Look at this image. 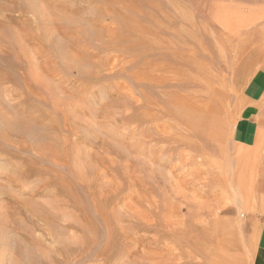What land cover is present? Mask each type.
Segmentation results:
<instances>
[{
  "label": "rangeland",
  "instance_id": "374dc122",
  "mask_svg": "<svg viewBox=\"0 0 264 264\" xmlns=\"http://www.w3.org/2000/svg\"><path fill=\"white\" fill-rule=\"evenodd\" d=\"M263 12L0 0V264H264Z\"/></svg>",
  "mask_w": 264,
  "mask_h": 264
},
{
  "label": "bare ground",
  "instance_id": "6f19581e",
  "mask_svg": "<svg viewBox=\"0 0 264 264\" xmlns=\"http://www.w3.org/2000/svg\"><path fill=\"white\" fill-rule=\"evenodd\" d=\"M264 13V12H263ZM258 19H260V18H254L253 16L252 17H246V22H248L247 24H244V26H246V28H249V27H252V26H255V24L257 25V23L259 22L258 21ZM264 20V18L261 20V21H263ZM235 25V24H234ZM233 24L231 25V24H229V22L228 23H225L224 24V28L226 27V29H228V31L230 32V31H232L233 29H231L230 30V27H232V28H234V27H236V26H234ZM239 25H241L242 27H243V23H241V24H239ZM257 28V27H256ZM262 29H256L255 31H254V33L255 34H258L260 31H262L263 29H264V26L263 27H261ZM236 29H237V27H236ZM237 30H239V29H237ZM250 31V30H249ZM252 31V30H251ZM262 32H264V31H262ZM260 34V33H259ZM249 36H251V35H248L247 37H249ZM260 38V37H259ZM259 40V39H258ZM256 41V40H255ZM261 41V40H260ZM261 44H263V43H260L259 45H261ZM152 73V72H151ZM5 114H6V112H5ZM8 114V113H7ZM1 116V115H0ZM229 116V115H228ZM2 118H4L3 117V115L1 116ZM232 117V116H231ZM7 118V117H6ZM14 118V117H13ZM11 119V118H10ZM227 119V118H226ZM241 119V118H240ZM7 120H8V118H7ZM6 120V121H7ZM11 120H13V119H11ZM18 121V120H17ZM11 122H13V121H11ZM14 123H16V121L14 120ZM2 124V123H1ZM19 123L17 122V125H18ZM6 125V124H5ZM5 125H4V127H5ZM10 125H11V127H12V124L10 123ZM9 125V126H10ZM19 126V125H18ZM7 127V126H6ZM21 128V127H20ZM13 129H14V126H13ZM25 130V129H24ZM244 130H245V126H242V128H241V131H240V134H241V136H243V134H244ZM2 131V130H1ZM14 132V131H13ZM25 132V131H24ZM31 132V131H30ZM240 137V136H239ZM242 138V137H241ZM243 139V138H242ZM248 145V144H247ZM263 148V147H262ZM243 149V148H242ZM248 154V153H247ZM248 156V155H247ZM257 156H258V153H257ZM245 157V156H244ZM243 157V158H244ZM242 158V157H241ZM247 159H249V157H247ZM14 173V172H13ZM10 207V206H9ZM9 209V208H8ZM19 213V212H18ZM38 213V212H37ZM46 214V213H45ZM47 214H49V213H47ZM51 215V214H50ZM54 215V214H53ZM50 217V216H49ZM49 220V219H48ZM55 223V222H54ZM52 224V223H51ZM2 228H4V227H2ZM51 228V227H50ZM53 229H54V227H53ZM2 230V229H1ZM7 230H9V229H7ZM6 230V231H7ZM15 230V229H14ZM54 231V230H53ZM1 232V231H0ZM3 232V231H2ZM10 232H12V231H10ZM51 232V231H50ZM51 234V233H50ZM7 235V234H6ZM5 235V236H6ZM19 236V235H18ZM1 237V236H0ZM3 237H4V235H3ZM23 237V236H22ZM5 238V237H4ZM1 239H3L2 237H1ZM1 239H0V242H1ZM9 239H10V236H9ZM11 240V239H10ZM263 242V241H262ZM13 243V242H12ZM3 244H5V243H3ZM262 244V243H261ZM3 248H4V246H2V244L0 245V250L2 251L3 250ZM10 248H11V245H10ZM16 248H18V247H16ZM260 248V247H259ZM8 249V248H7ZM15 251V249H13L12 248V251ZM0 251V252H1ZM23 251V250H22ZM9 252H11V251H9ZM24 253V252H23ZM22 253V254H23ZM14 254H16V255H19V253H17L16 251H15V253ZM12 255V254H11ZM2 257H3V255H2ZM19 257V256H18ZM20 261V260H19Z\"/></svg>",
  "mask_w": 264,
  "mask_h": 264
}]
</instances>
